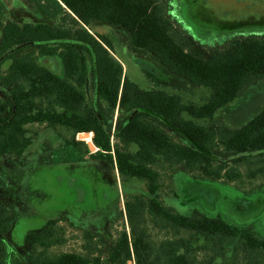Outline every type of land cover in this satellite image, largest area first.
Returning a JSON list of instances; mask_svg holds the SVG:
<instances>
[{
    "label": "trees",
    "instance_id": "trees-1",
    "mask_svg": "<svg viewBox=\"0 0 264 264\" xmlns=\"http://www.w3.org/2000/svg\"><path fill=\"white\" fill-rule=\"evenodd\" d=\"M40 1L45 2L33 0L38 5ZM46 2L44 12L62 25L6 21L0 1V160L26 152L32 143L28 126L63 127L75 135L91 134L98 149L94 159L115 166L126 179L147 184L144 198L137 197L126 204L130 233L124 231L107 258L97 259L95 264H126L134 260L140 264H205L192 258L184 240L165 241L155 250L148 234L138 225L145 211L173 228L211 239L241 238L250 252L264 254V240L249 230L223 218L199 212L184 215L167 209L161 200L158 172L162 163H183L189 173L234 182L241 179V173L217 155L216 147L243 157L264 154V111L237 130L195 121L213 120L246 87L264 80V37H236L223 49L209 50L175 26L163 0ZM68 22L72 24L68 26ZM93 22L124 29L134 47L153 55L170 73L210 89L211 100L202 106L185 105L180 97L165 91L142 89L124 76L123 65L111 53V41L90 31ZM48 56L59 58L62 75L37 59ZM88 60L95 75L97 99L92 103L86 94L91 74ZM104 103L109 111L124 116L116 129L106 116ZM168 130L182 143L174 144ZM128 145L133 146L132 150ZM259 173L264 175V170ZM8 211L0 203L1 225L10 220ZM56 224L55 220L49 221L42 232L27 235L29 245L42 248L31 264H86L82 255L48 254L50 248L65 241L57 234Z\"/></svg>",
    "mask_w": 264,
    "mask_h": 264
},
{
    "label": "rangeland",
    "instance_id": "rangeland-1",
    "mask_svg": "<svg viewBox=\"0 0 264 264\" xmlns=\"http://www.w3.org/2000/svg\"><path fill=\"white\" fill-rule=\"evenodd\" d=\"M0 1L4 4L7 21L62 25L44 12L46 0L40 1V5L33 0ZM163 1L175 26L209 50L223 49L236 37H264V0ZM71 24L68 22V26ZM89 29L111 41V53L123 65L124 76L142 89L165 91L180 97L185 105L202 106L211 100L210 89L195 86L170 73L153 55L134 47L124 29L100 22H93ZM37 59L52 72L63 74L58 57ZM88 61L91 74L86 94L88 102L92 103L97 99L95 75ZM2 98L0 92V100ZM103 109L116 129L124 116L109 111L105 103ZM262 111L264 80L246 87L213 120L195 121L204 126L213 122L237 130ZM184 116L190 120L187 114ZM27 130L32 143L26 152L0 160V203L9 209L7 215L10 216L5 225L0 224V264H31L42 248L29 245L27 235L42 232L48 222L54 220L57 234L65 241L50 248V256L74 253L84 256L86 264H95L97 259L104 261L121 234L130 233L126 204L137 197L144 198L147 184L126 179L115 166L94 159L98 149L91 134L80 139L69 129L40 124L30 125ZM168 132L174 144L182 143L178 135ZM127 148L132 150L133 146ZM214 151L230 168L239 170L241 179L234 182L210 180L200 172L189 173L183 163H162L158 172L164 206L173 213L199 212L223 218L264 240V175L259 173L264 170V154L243 157L227 153L221 146ZM237 160L242 162L236 163ZM138 225L148 234L155 250L165 241L184 240L190 246L192 258L205 264H264V254L250 252L241 238L220 241L176 229L147 211ZM126 264L140 263L134 260Z\"/></svg>",
    "mask_w": 264,
    "mask_h": 264
},
{
    "label": "water",
    "instance_id": "water-1",
    "mask_svg": "<svg viewBox=\"0 0 264 264\" xmlns=\"http://www.w3.org/2000/svg\"><path fill=\"white\" fill-rule=\"evenodd\" d=\"M78 136H79L80 139H85V138L90 137V134L84 133V134H79Z\"/></svg>",
    "mask_w": 264,
    "mask_h": 264
},
{
    "label": "crops",
    "instance_id": "crops-1",
    "mask_svg": "<svg viewBox=\"0 0 264 264\" xmlns=\"http://www.w3.org/2000/svg\"><path fill=\"white\" fill-rule=\"evenodd\" d=\"M6 20V19H5ZM7 21V20H6Z\"/></svg>",
    "mask_w": 264,
    "mask_h": 264
}]
</instances>
